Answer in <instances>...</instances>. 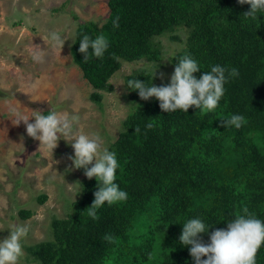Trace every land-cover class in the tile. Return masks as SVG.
Here are the masks:
<instances>
[{
  "label": "trees",
  "instance_id": "16d2710c",
  "mask_svg": "<svg viewBox=\"0 0 264 264\" xmlns=\"http://www.w3.org/2000/svg\"><path fill=\"white\" fill-rule=\"evenodd\" d=\"M107 7L100 25L72 14L77 28L70 55L98 104L99 91L111 90L108 81L123 61L151 62L125 76L134 106L108 148L118 161L114 182L128 196L105 202L93 219L87 207L97 182L84 176L69 215L53 218L50 237L26 250L34 264H195L190 246L179 240L188 220L205 224L207 232L198 234L204 244L244 208L264 223V10L256 19L245 17L250 5L237 0H107ZM178 28L187 36L169 57L172 74L185 55L198 63L197 79L212 66L225 69L224 95L211 111L190 106L187 112H163L155 97L143 100L127 87L129 79L155 86L163 57L158 38ZM100 34L109 42L104 55L96 58L89 49L84 60L83 36ZM172 38L179 40L176 34ZM232 69L238 75H229ZM232 115L244 116L246 123L223 126ZM44 199L39 196V203ZM19 215L27 218L31 212ZM256 264H264V245Z\"/></svg>",
  "mask_w": 264,
  "mask_h": 264
},
{
  "label": "rangeland",
  "instance_id": "374dc122",
  "mask_svg": "<svg viewBox=\"0 0 264 264\" xmlns=\"http://www.w3.org/2000/svg\"><path fill=\"white\" fill-rule=\"evenodd\" d=\"M107 13V0H0V225L4 228L0 241L9 235L10 225L29 226L21 242L24 255L19 264L35 263L27 247L50 237L53 218L69 215L85 175L84 169L74 168L69 159L74 156L71 137L61 136L51 152L27 135L23 122L15 125L13 109L29 117L32 110L78 114L74 134L98 133L108 149L134 106L127 96L125 76L139 67L151 66L145 59L123 61L108 81L111 90L99 91L100 104L90 99L94 89L70 55L77 28L72 14L100 25ZM53 31L65 39L61 50L47 39ZM175 34L179 40L172 38ZM186 36V31L178 28L158 38L163 57L157 66L155 86L170 84L169 57L184 45ZM33 44L44 49L43 62L32 59ZM29 123H34V117ZM41 195L45 199L39 203ZM20 210H29L31 216L22 218Z\"/></svg>",
  "mask_w": 264,
  "mask_h": 264
},
{
  "label": "clouds",
  "instance_id": "9594fccd",
  "mask_svg": "<svg viewBox=\"0 0 264 264\" xmlns=\"http://www.w3.org/2000/svg\"><path fill=\"white\" fill-rule=\"evenodd\" d=\"M237 2L250 5V10L244 13L245 17L256 19V13L264 10V0H237ZM113 26H119L118 17L113 20ZM47 39L60 50L65 42L61 34L55 31L50 32ZM108 46L109 42L103 34L96 36L95 39L84 35L79 43V52L84 54V60L88 58L89 49L91 55L100 58ZM32 49V59L43 62L46 55L44 49L39 44H33ZM198 71H200L198 63L185 55L176 64L170 84L167 86H146L137 79H129L127 87L137 90L143 100L155 97L163 112H174L177 109L187 112L190 106L211 111L217 107L224 95L225 69L219 65L212 66L210 72H203L197 79L193 74ZM229 75L235 76L238 73L232 69ZM13 113L15 125L18 126L23 122L27 135L38 140L39 144H43L51 152L57 147L61 136L71 137L74 156H70L69 159L72 161V166L76 169L83 168L84 175L88 179L95 178L97 182L94 200L87 207L90 217L96 219V210L105 202L111 205L127 199V192L120 190L114 182L118 168L116 154L103 147V141L98 133L74 134V125H78L80 120L78 114H59L56 111L42 114L40 110H32L30 117H34V123H29V116L21 115L15 109ZM243 123H246L244 116L232 115L229 120L224 121L223 126L234 125L240 128ZM148 127L151 125L149 124ZM242 212L243 214H237L234 220L226 223V230H214L208 244L198 239V234L207 232L205 224L200 219H190L183 224L179 240L183 245L190 246L189 254L195 264H256L257 252L264 245V223L249 213L247 208ZM7 229L9 235L0 241V264H19L20 258L24 255L21 242L27 237L29 226L12 224ZM0 230H4L3 225H0ZM104 239L111 242L113 237L106 234ZM202 257L206 258L202 259Z\"/></svg>",
  "mask_w": 264,
  "mask_h": 264
}]
</instances>
